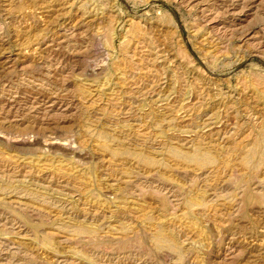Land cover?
<instances>
[{"label": "rangeland", "instance_id": "obj_1", "mask_svg": "<svg viewBox=\"0 0 264 264\" xmlns=\"http://www.w3.org/2000/svg\"><path fill=\"white\" fill-rule=\"evenodd\" d=\"M0 264H264V0H0Z\"/></svg>", "mask_w": 264, "mask_h": 264}, {"label": "bare ground", "instance_id": "obj_2", "mask_svg": "<svg viewBox=\"0 0 264 264\" xmlns=\"http://www.w3.org/2000/svg\"><path fill=\"white\" fill-rule=\"evenodd\" d=\"M203 158L205 159L204 160V162L206 161V158H205V156H202V155H198V154H195V157H194V160L197 162V163H199L200 161H202L203 160ZM210 159V158H209ZM201 163H199V165H200ZM160 234V233H159ZM160 236V235H159ZM159 238V237H158ZM160 240H161V238H159ZM158 239V240H159ZM156 241V240H155Z\"/></svg>", "mask_w": 264, "mask_h": 264}]
</instances>
